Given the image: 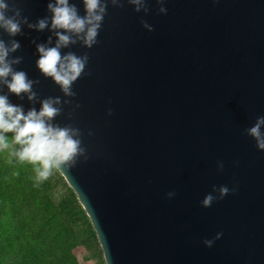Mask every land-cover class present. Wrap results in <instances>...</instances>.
Instances as JSON below:
<instances>
[{
  "label": "water",
  "instance_id": "obj_1",
  "mask_svg": "<svg viewBox=\"0 0 264 264\" xmlns=\"http://www.w3.org/2000/svg\"><path fill=\"white\" fill-rule=\"evenodd\" d=\"M14 2L31 22L51 15L48 0ZM123 2L109 5L92 49L62 50L90 59L73 105L54 121L83 132L88 159L59 171L106 264H264V151L245 132L264 116V0H166V15L156 0H147V15ZM70 3L85 14L83 0ZM23 33L17 70L40 80L41 99H67L36 66L32 40L51 33ZM214 186L230 194L202 207L209 193L218 197Z\"/></svg>",
  "mask_w": 264,
  "mask_h": 264
},
{
  "label": "clouds",
  "instance_id": "obj_2",
  "mask_svg": "<svg viewBox=\"0 0 264 264\" xmlns=\"http://www.w3.org/2000/svg\"><path fill=\"white\" fill-rule=\"evenodd\" d=\"M160 5L159 13L167 14L164 7L166 0H156ZM136 13H149L147 0H127ZM84 15L76 3L70 0H48L47 11L50 16L38 18L31 22L23 10L15 6L14 0H0V31L7 33V42L0 38V153H7L9 163L13 159L19 164H31L35 173V186L47 181L54 170L74 168L79 158L88 159L87 149L82 146L83 132L72 124L61 126L55 119L61 116L65 106L73 105L76 93L73 85L85 73L90 57L87 53L78 56L75 52L62 53L77 44L92 49L98 43V36L104 19L108 14L109 5L124 6L123 0H83ZM141 24L149 32L155 29L146 21ZM31 31L51 33L47 42H37L33 39L39 58L36 66L45 78H51L59 86L63 97L41 99L34 86L40 84L39 79H30L23 70H17L23 62V56H14L21 49V43L15 37L23 35V28ZM7 88L8 92L4 89ZM15 94L20 100H27L33 105L25 112L23 105H14L9 95ZM41 105L39 111L34 105ZM75 104V108H79ZM73 108V111L75 110ZM109 111L108 115H111ZM71 118V114H70ZM264 116L257 117L255 124L245 132L256 141L259 150L264 151ZM11 133V138L7 134ZM89 135H92L89 132ZM218 169L224 170L223 161L217 162ZM18 175V173H16ZM236 191V189H232ZM218 197L209 193L203 199L202 207L210 208L217 199L223 200L230 194L227 186L213 187ZM175 191L167 193L172 199ZM223 233H217L215 240L221 239ZM215 240H205L206 247L211 248Z\"/></svg>",
  "mask_w": 264,
  "mask_h": 264
},
{
  "label": "trees",
  "instance_id": "obj_3",
  "mask_svg": "<svg viewBox=\"0 0 264 264\" xmlns=\"http://www.w3.org/2000/svg\"><path fill=\"white\" fill-rule=\"evenodd\" d=\"M34 177L0 166V264H83L78 259L83 246L73 227L77 215L88 223L87 216L65 199L50 205ZM62 215L67 225L60 221Z\"/></svg>",
  "mask_w": 264,
  "mask_h": 264
},
{
  "label": "rangeland",
  "instance_id": "obj_4",
  "mask_svg": "<svg viewBox=\"0 0 264 264\" xmlns=\"http://www.w3.org/2000/svg\"><path fill=\"white\" fill-rule=\"evenodd\" d=\"M11 138L12 134H7ZM9 157L7 153H0V166H12L15 170L25 171L32 177L35 176L33 165L31 164H19L14 159L12 163L8 162ZM50 186L45 182L40 184V193L46 195L48 203L54 207L58 206V203L65 199L68 203L73 204L76 207V211H84L87 216L88 223L85 222L84 218L77 215L75 226L73 227V234L77 239V243H80L83 247L81 252H78V259L80 263L83 264H106L103 250L98 241L97 235L95 236L92 231H94L90 218L86 214L84 208L79 202V199L70 185L67 183L66 179L63 177L59 170H54L53 175L48 179ZM45 209L43 205L41 207ZM56 210H60L59 207ZM52 212L49 213L51 217ZM60 221L64 224H68V218L65 215L60 217Z\"/></svg>",
  "mask_w": 264,
  "mask_h": 264
}]
</instances>
